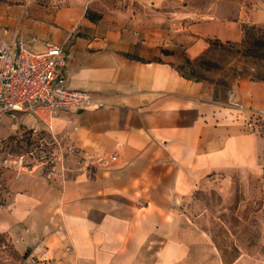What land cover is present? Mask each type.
<instances>
[{
  "label": "crops",
  "instance_id": "obj_1",
  "mask_svg": "<svg viewBox=\"0 0 264 264\" xmlns=\"http://www.w3.org/2000/svg\"><path fill=\"white\" fill-rule=\"evenodd\" d=\"M240 5L27 2L0 18L6 37L36 49L48 40L62 44L67 85L104 102L59 112L55 163L21 165L8 182L0 228L29 252L49 248L50 257L35 264H223L194 194L226 170L258 167L264 139L247 127L245 113L264 107V81L232 85L240 108L227 91L214 93L176 64L202 53L210 38H240ZM10 120L3 117L1 133ZM21 123L39 125L20 113L12 129Z\"/></svg>",
  "mask_w": 264,
  "mask_h": 264
},
{
  "label": "rangeland",
  "instance_id": "obj_2",
  "mask_svg": "<svg viewBox=\"0 0 264 264\" xmlns=\"http://www.w3.org/2000/svg\"><path fill=\"white\" fill-rule=\"evenodd\" d=\"M65 0H0V18L12 12V6L27 2L56 6ZM241 1V36L221 39L208 51L209 62L186 61L184 55L177 67L185 74L204 80L221 95L240 78V59L234 51L244 38L264 37V0ZM244 74V73H241ZM262 109V110H260ZM252 122L256 134L264 139V107L247 109L245 122ZM38 122V121H37ZM3 124V123H2ZM0 126V204L11 197L9 180L21 165L43 163L50 168L56 159V137L53 130L38 122V126L19 124L12 129V119L1 133ZM258 167L251 171L226 170L216 181H204L194 194L196 210L201 212L200 222L209 232L220 251L223 264H264V154ZM29 249L16 243L9 230L0 228V264H33Z\"/></svg>",
  "mask_w": 264,
  "mask_h": 264
},
{
  "label": "built area",
  "instance_id": "obj_3",
  "mask_svg": "<svg viewBox=\"0 0 264 264\" xmlns=\"http://www.w3.org/2000/svg\"><path fill=\"white\" fill-rule=\"evenodd\" d=\"M3 30L0 25V126L5 115L15 121L20 113H28L43 127L53 130L59 112L104 105L90 90L67 85L66 75L61 70L65 62L62 44L48 40L43 48L36 49L21 36H4ZM227 97L231 104L243 107L234 97L232 88L227 90ZM246 124L252 128L251 121L246 120ZM70 248L64 246L65 250ZM49 257L47 246L28 253L33 264Z\"/></svg>",
  "mask_w": 264,
  "mask_h": 264
},
{
  "label": "trees",
  "instance_id": "obj_4",
  "mask_svg": "<svg viewBox=\"0 0 264 264\" xmlns=\"http://www.w3.org/2000/svg\"><path fill=\"white\" fill-rule=\"evenodd\" d=\"M215 42H219V38H210L208 47L202 53L194 58L186 56V61L191 64H194L195 62H209L206 55ZM219 43L222 44V42ZM234 51L240 52L243 56V58L240 59L241 72L239 75L241 77L248 75L249 79L264 81V37L250 38L249 36H246L244 40L235 46ZM183 74L188 77H193L189 74ZM194 78L199 79L197 76Z\"/></svg>",
  "mask_w": 264,
  "mask_h": 264
}]
</instances>
